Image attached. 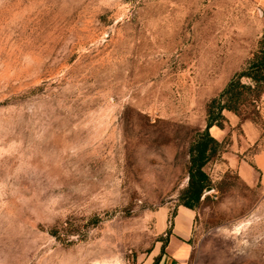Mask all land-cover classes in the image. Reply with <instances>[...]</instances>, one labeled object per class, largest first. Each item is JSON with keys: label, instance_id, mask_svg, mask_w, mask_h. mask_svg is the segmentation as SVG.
<instances>
[{"label": "rangeland", "instance_id": "1", "mask_svg": "<svg viewBox=\"0 0 264 264\" xmlns=\"http://www.w3.org/2000/svg\"><path fill=\"white\" fill-rule=\"evenodd\" d=\"M259 52L252 0H0V264H153ZM222 115L185 264H264V91Z\"/></svg>", "mask_w": 264, "mask_h": 264}, {"label": "trees", "instance_id": "2", "mask_svg": "<svg viewBox=\"0 0 264 264\" xmlns=\"http://www.w3.org/2000/svg\"><path fill=\"white\" fill-rule=\"evenodd\" d=\"M242 79L249 80L250 84L242 83ZM263 91L264 52H259L253 56L245 70L235 74L217 97L207 103L205 128L194 136L188 151V186L182 195L183 207L193 209L203 193L210 189V180L203 167L216 153L218 142L210 136L209 130L214 126H223L224 111L236 114L245 103L258 98ZM158 261L159 258L153 264H158Z\"/></svg>", "mask_w": 264, "mask_h": 264}, {"label": "crops", "instance_id": "3", "mask_svg": "<svg viewBox=\"0 0 264 264\" xmlns=\"http://www.w3.org/2000/svg\"><path fill=\"white\" fill-rule=\"evenodd\" d=\"M259 10L264 13V0H252ZM191 211L180 208L175 216L174 227L159 257L158 264H185L192 249L188 243L192 232Z\"/></svg>", "mask_w": 264, "mask_h": 264}]
</instances>
